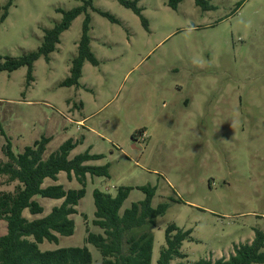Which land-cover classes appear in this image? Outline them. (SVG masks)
<instances>
[{
  "label": "rangeland",
  "instance_id": "rangeland-1",
  "mask_svg": "<svg viewBox=\"0 0 264 264\" xmlns=\"http://www.w3.org/2000/svg\"><path fill=\"white\" fill-rule=\"evenodd\" d=\"M0 0V64L37 52L47 31L77 9L57 50L29 68L0 73V159L51 139L45 158L69 140L70 160L89 152L108 177L88 175L86 195L72 216L75 232L41 252L87 247L94 225V192L130 193L121 213L154 190L152 207L168 206L153 230L152 264L166 245V229L191 231L184 260L228 259L264 232V0ZM136 10L139 12L137 13ZM146 21V24L145 22ZM88 24L90 51L78 86L66 87ZM136 136V137H134ZM60 185L80 190L65 172ZM0 177V191H14ZM47 217L63 200L35 197ZM7 223L0 221V235ZM264 264V263H263Z\"/></svg>",
  "mask_w": 264,
  "mask_h": 264
},
{
  "label": "trees",
  "instance_id": "trees-1",
  "mask_svg": "<svg viewBox=\"0 0 264 264\" xmlns=\"http://www.w3.org/2000/svg\"><path fill=\"white\" fill-rule=\"evenodd\" d=\"M127 7L132 3L120 0ZM180 0H171L176 8ZM205 0H197L203 5ZM138 13L139 11L136 10ZM81 14L77 9L64 13L63 21L47 31L37 52L18 59H7L0 64V73H12L23 67L29 68V82L33 81L32 71L35 62L42 56L48 57L57 50L61 36L70 29L73 21ZM146 24V21H144ZM88 24L84 27L80 41L78 57L73 61L70 77L63 86H78L82 77V68L86 60L97 65L90 51ZM0 60H2L0 58ZM136 137V136H134ZM51 139L43 138L33 146L26 147L20 154L13 152L10 144L3 148L6 161L0 159V177H7V184L15 183L14 191H0V221L7 223V233L0 235V264H93V257L87 247L66 248L41 252L39 245L44 242L59 243L60 237H71L75 232L72 216L78 213V206L86 195L88 175L108 177V167H92L87 163L101 159L89 152L70 160L71 152L77 143L69 140L60 149L45 158ZM65 172L69 181L74 178L80 183V190H65L63 186L44 187L47 179L57 182L60 173ZM147 194L143 202L133 204L123 214L121 209L129 197V188H120L115 196L100 191L94 192L96 207L94 225L102 234H93L87 230L86 242L93 245L101 254V264H152L154 250L153 230L158 217L165 215L168 206L152 207L154 190L140 188ZM35 197L63 200L53 208L45 218L28 220L23 216L29 210L32 216L41 215L44 209L34 200ZM191 238V231H184L176 225L166 229V245L161 251L158 264H172L176 259L184 260L183 243ZM264 232L256 231L251 243L235 248L228 259L215 262L202 259L196 264H263Z\"/></svg>",
  "mask_w": 264,
  "mask_h": 264
}]
</instances>
